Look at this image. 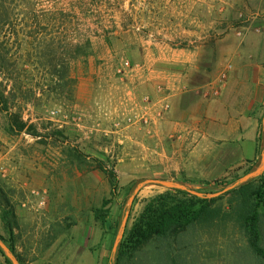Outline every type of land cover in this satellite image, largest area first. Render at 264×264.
Returning a JSON list of instances; mask_svg holds the SVG:
<instances>
[{
    "label": "rangeland",
    "instance_id": "374dc122",
    "mask_svg": "<svg viewBox=\"0 0 264 264\" xmlns=\"http://www.w3.org/2000/svg\"><path fill=\"white\" fill-rule=\"evenodd\" d=\"M186 2L177 0L175 13H169L168 0H7L11 32H0V53L7 58L0 87L28 93L17 90L0 105V235L8 239L2 220L7 202L17 223V256L0 239L10 251L0 247V264H8L7 258L20 264L17 257L22 264H114L146 200L172 190L149 181L202 196L264 176V104L249 115L260 130L254 159L234 157L231 142L223 145L219 137L215 118L208 119L210 137L203 140L211 148L197 159L202 137L194 129L200 127L191 123L181 129L186 118L175 116L169 81H162L157 98L138 90L154 70L140 61L142 54L133 45L136 35H144L149 44L198 47L200 70L189 74L182 99L198 118L196 105L203 98L211 115L234 70L231 53L218 64V52L244 44L254 28L264 31V0H213L221 2L217 11L208 7L211 12H205L203 6L193 16ZM35 7L56 19L61 12L68 14L65 32H27L26 20ZM190 31L199 33L186 37ZM174 34L179 37L171 39ZM50 36L55 49L66 36L73 44L91 43L86 57L71 62V82L53 92L50 79L37 70L28 82L15 85L10 79L22 74L23 65L32 69L46 63L37 48ZM121 42L131 49L119 48ZM155 71L166 74L165 80L183 72ZM198 80L208 83L196 92L193 84ZM16 113L36 135L11 131L10 114ZM187 140L192 145L184 147ZM100 165L108 174L115 172L116 186ZM262 228L264 243V212ZM244 246L241 233L230 226L224 232L188 233L174 244L173 256L177 264H246L252 261ZM169 261L147 251L133 264Z\"/></svg>",
    "mask_w": 264,
    "mask_h": 264
},
{
    "label": "trees",
    "instance_id": "16d2710c",
    "mask_svg": "<svg viewBox=\"0 0 264 264\" xmlns=\"http://www.w3.org/2000/svg\"><path fill=\"white\" fill-rule=\"evenodd\" d=\"M9 10L7 0H0V32H11L7 30V26L9 27L11 23ZM31 14L32 17L29 15L26 20L27 32H65L66 17H68L65 12L59 13L60 17L57 16L56 19L51 12L37 10L35 7L31 10ZM7 23L9 24L7 25ZM57 23L58 28H56ZM39 44L37 48L39 58L46 63H43L41 68L34 67L32 69L23 65L21 67L22 74L20 76L16 74L14 79H10L15 85L28 82L32 74L41 70L50 79L53 92H57L58 88H66L72 80L71 62L78 57H86L91 46L90 42H86L84 45L70 43L67 36L64 41H61V46L56 49L54 48L56 40L52 36L44 38ZM6 61L7 58L0 53L1 74H5L7 69ZM17 90L20 95L28 93L21 88L16 90L14 88L7 92L0 87V105L7 104V95H13ZM10 126L11 131L36 135L33 126H28L18 113L10 114ZM99 167L101 171L105 172L102 165ZM105 173L109 175L112 185L116 186L115 172ZM238 181L237 179L232 184ZM224 191L225 193L217 192L201 196L190 191L172 189L165 194L147 199L142 213L135 220L131 231L122 242L114 264H133L142 253L147 251L153 254L154 251H157V255L170 260L167 264H177L173 256V249L174 244L181 238L188 233H197L198 231L224 232L230 226L237 229L244 238L245 250L252 261L246 262V264H264L262 228L264 176H261L259 180L249 179L246 182L238 183ZM225 198H227L226 202H224ZM2 220L8 239L1 235L0 239L8 246L11 253L17 256L14 234L17 224L16 216L9 202L3 210ZM102 222L105 224V220ZM0 251L2 250L0 249ZM17 258L22 264L21 258ZM7 263L12 264L8 258ZM234 264H238V262Z\"/></svg>",
    "mask_w": 264,
    "mask_h": 264
},
{
    "label": "crops",
    "instance_id": "0c3cea01",
    "mask_svg": "<svg viewBox=\"0 0 264 264\" xmlns=\"http://www.w3.org/2000/svg\"><path fill=\"white\" fill-rule=\"evenodd\" d=\"M186 6L188 4V14L196 15L195 8L203 9L205 6V12H211L208 7H215L217 11L221 2L227 0H220L221 2L213 3V0H186ZM197 1H201L198 3ZM169 13H175L177 7V0H168ZM199 4V5H198ZM214 4V5H212ZM223 4V3H222ZM172 10V11H170ZM224 9H220L222 11ZM214 12V11H213ZM261 24L264 25V14L261 16ZM260 27L254 28L246 38L245 43L240 42L230 48H223L218 52L220 54L217 57L218 64L225 63L224 54L227 53L228 58H231L234 70L231 73L228 85L222 88L221 96L216 101V111L209 115L208 105L203 100L196 105L198 110V118L192 113L191 107H189L186 100L183 101V92L181 89L186 88L188 85V78L192 75L194 70H200L201 62L198 57V47L190 46L187 49H175L174 46L168 42L164 44H149L145 40L144 35H136V43L133 44L136 52L142 54L140 61L146 62L149 71L147 73L144 82L140 83L138 90L143 93H151L154 97H158V93H161L158 89L162 81H169L167 89H170V94H174L171 97V103L173 111L176 117L186 118V121L180 122L181 129L184 130L188 124H198L199 129H194L199 141V154L197 159L201 158L203 150L210 149L211 145L204 142L205 136L210 137V129L207 126L208 119L215 118L218 128L219 137L222 138L223 145L227 142H231V148L234 152V157H246L248 159H254L257 156L258 142H259V126L256 119H250L249 115L252 111H255L257 107L264 104V31H259ZM264 30V29H263ZM186 37L193 38L197 36L199 32H186ZM202 35V34H200ZM179 37L174 34L171 39ZM143 38V39H142ZM123 49H131L127 44L124 46L123 42L118 46ZM146 54V55H143ZM148 55V56H147ZM222 56V57H221ZM171 70H188V73L180 72L171 74L170 79L165 80L164 75L161 72L155 71L156 69H168ZM190 74V75H189ZM172 76V77H171ZM173 76L175 79L173 80ZM207 80H198L193 85L196 86V92L202 91L207 84ZM198 99V98H197ZM205 104V105H204ZM204 105V107H203ZM262 106V105H261ZM177 111V112H176ZM177 113V114H176ZM192 113V118L190 116ZM198 119V121H197ZM197 126V125H196ZM186 129V128H185ZM196 137V136H195ZM187 142V143H186ZM190 140L185 141L183 146L189 147L192 145ZM202 153V154H201ZM199 155V156H198ZM245 158V159H246ZM202 161L198 163L201 166Z\"/></svg>",
    "mask_w": 264,
    "mask_h": 264
},
{
    "label": "water",
    "instance_id": "95a60500",
    "mask_svg": "<svg viewBox=\"0 0 264 264\" xmlns=\"http://www.w3.org/2000/svg\"><path fill=\"white\" fill-rule=\"evenodd\" d=\"M150 183H157V184H162V185H165L166 187L170 188V189H180L181 190V187L178 186V185H174V184H171V183H168V182H159V181H149ZM0 247L3 248V250L10 254V251L9 249L5 246V244L0 240Z\"/></svg>",
    "mask_w": 264,
    "mask_h": 264
}]
</instances>
